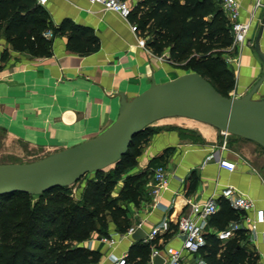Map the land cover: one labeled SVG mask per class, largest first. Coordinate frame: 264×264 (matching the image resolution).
Instances as JSON below:
<instances>
[{
	"label": "crops",
	"instance_id": "obj_1",
	"mask_svg": "<svg viewBox=\"0 0 264 264\" xmlns=\"http://www.w3.org/2000/svg\"><path fill=\"white\" fill-rule=\"evenodd\" d=\"M139 1L126 0L131 9ZM36 2L53 26L70 21L90 29L100 46L94 53L71 52L67 49V35H57L52 40L50 56L34 57L14 50L5 39L4 27L0 26V127L10 136L55 150L72 147L97 136L115 121L119 111L117 93L122 92L131 99L147 90L152 80L160 84L189 73L177 72L167 52L156 55L149 48L139 47L138 35L130 29L133 24L130 18L124 20L112 12H104L88 0H47L43 5ZM237 2L240 21L250 25L247 41L224 50V54H233L237 78L232 93L239 97L263 73L254 42L263 24L260 48L264 53V0ZM257 94L258 98H264V83ZM200 124L207 128L201 129L202 141L196 143L184 141L182 133L174 130L156 129L138 157V166L127 174H146L151 164L166 168L168 183L160 192V207L152 208L149 204L152 178L138 203L123 205L127 208L129 227L142 222L145 234L162 221H169L170 232L156 240L162 245L181 247L177 219L189 214L190 203L204 202L211 197L219 200L226 187L236 188L264 210V178L251 158L232 148L223 150L222 143L218 142L220 133L207 124ZM220 157L233 162L235 169L229 172L220 167ZM121 187L114 196L121 192ZM237 214L239 219L235 222L241 221L240 213ZM212 218L208 228L218 230L209 223ZM123 234L110 221L107 235L118 240L115 247L100 244L98 233L85 241L84 246L99 252V262L106 264L108 255H129L131 248L142 242ZM244 244L257 255L258 264H264V223L255 233L246 235Z\"/></svg>",
	"mask_w": 264,
	"mask_h": 264
},
{
	"label": "trees",
	"instance_id": "obj_2",
	"mask_svg": "<svg viewBox=\"0 0 264 264\" xmlns=\"http://www.w3.org/2000/svg\"><path fill=\"white\" fill-rule=\"evenodd\" d=\"M130 21L137 25L140 37L149 38L146 45L154 54L167 52L169 61L200 74L220 94L229 97L235 78L222 54L231 47L232 37L219 2L140 0L132 9ZM0 26L4 27L5 39L14 50L34 57L50 56L52 40L57 35H67V49L71 52L94 53L100 46L90 29L78 27L70 21L53 26L36 0H0ZM48 32L51 38L44 36ZM153 132L147 127L136 135L126 154L113 165L111 174L95 173L96 180L86 185L87 189L94 190L89 199L90 208L82 203L68 204L64 208L59 206L68 203L62 192L65 187L46 192L34 204L27 200L32 196L24 193L0 196V264L98 262L99 252L85 246L71 247L68 243H82L93 232L107 235L110 221L120 232L127 230V208L123 205L136 204L143 198L148 176L144 173L126 176L119 196L107 195L114 189L118 178L135 167V158ZM14 196L23 201L10 203ZM217 203L219 211L209 223L223 230L239 216L224 199L220 198ZM45 223L52 227H44ZM245 237V233L238 231L234 238L221 243L214 235L208 234L205 245L195 258L196 264H258L257 255L244 244ZM149 255L150 245L137 243L131 248L127 264H146Z\"/></svg>",
	"mask_w": 264,
	"mask_h": 264
},
{
	"label": "water",
	"instance_id": "obj_3",
	"mask_svg": "<svg viewBox=\"0 0 264 264\" xmlns=\"http://www.w3.org/2000/svg\"><path fill=\"white\" fill-rule=\"evenodd\" d=\"M261 24L254 51L263 73L242 96H223L200 74L189 72L157 84L129 99L119 92L115 121L97 136L30 163L0 164V196L24 193L41 196L54 188L69 187L85 175L115 165L128 151L134 137L167 118H185L215 128L219 133L256 143L264 150V98L255 95L264 83V53L260 48ZM139 228L131 236L141 241ZM154 264H162L156 257Z\"/></svg>",
	"mask_w": 264,
	"mask_h": 264
},
{
	"label": "built area",
	"instance_id": "obj_4",
	"mask_svg": "<svg viewBox=\"0 0 264 264\" xmlns=\"http://www.w3.org/2000/svg\"><path fill=\"white\" fill-rule=\"evenodd\" d=\"M47 0H38L39 4H45ZM220 3L225 17L230 26L232 37L231 48L240 46L247 41V35L250 29L249 23L240 21V11L237 0H215ZM91 5H98L104 12H112L124 20H129L132 9L126 0H88ZM259 5V3L257 4ZM131 32L138 35L137 44L139 47L147 50L146 40L139 36V29L136 24L130 25ZM46 38H51V33H45ZM223 134V133H221ZM227 135V134H223ZM226 141L222 144L225 150ZM220 167L232 172L235 164L227 159L220 157L218 160ZM152 186L149 192L150 206L157 208L161 206L159 202L160 192L166 188L168 183V173L166 168L159 165L155 168L152 175ZM220 198L224 199L229 206L241 215V221L234 222L231 226L223 230H211L208 228V221L218 212V203L216 198H209L200 203H190V212L187 215L180 216L176 221L177 233L182 237V245L179 248L162 245L156 242L157 238L163 237L170 232V223L167 220L161 222L159 226L153 227L142 239L143 244L150 245V255L146 264H154V259L160 257L162 264H196L193 262L198 255L201 247L206 243L208 234L214 235L221 243L234 238L238 231L245 235L255 233L259 225L264 223V210L257 208L255 202L247 195L234 187H226L220 193ZM142 222L128 227L123 237H131L139 228H142ZM98 242L108 248L116 246L118 240L108 235L98 237ZM128 254L121 256L110 254L107 257L106 264H127ZM91 264H105L96 262Z\"/></svg>",
	"mask_w": 264,
	"mask_h": 264
},
{
	"label": "rangeland",
	"instance_id": "obj_5",
	"mask_svg": "<svg viewBox=\"0 0 264 264\" xmlns=\"http://www.w3.org/2000/svg\"><path fill=\"white\" fill-rule=\"evenodd\" d=\"M214 3L218 5L216 2ZM148 39H149L148 37L145 38L146 42L148 41ZM232 55H233L232 53L230 54L223 53L222 58L228 69L232 71L236 83L237 67L236 64L234 63L235 61ZM171 66H173V68H175L179 73L188 72V69H186L182 64H174V65L172 64ZM233 90L229 93V96H233L232 93ZM258 96L259 94H257L255 97L258 98ZM202 128H207V127L205 125L200 124L199 122L190 119L179 118V117L163 119L149 126V130L152 131H155L156 129H165V130H174L178 133H182V137L185 139L184 141L194 142V143L202 141V135H201ZM224 141H226L227 143L226 145L227 148H232L237 152H243L247 156H249L251 158L252 164H254V166L257 168V170L264 178V150L259 145L251 141L238 140L236 139V137L232 135H223L220 133L218 137V142L223 144ZM143 148L144 145L142 146L141 151ZM57 151H60V149L55 150L52 147L47 148L39 145H32L31 143L25 141L22 138L10 136L7 130L0 127V164L30 163ZM140 154L135 158L136 165L134 169L138 166V160H139L138 157L140 156ZM113 168L114 166H110L104 169L103 175L111 174ZM153 168L156 167L154 164H151L148 170H146V175L148 176V180H150L153 175L154 172V170L152 172ZM130 171L122 174L118 178V180L115 183L114 189L110 193H108L107 197L109 196V197L117 198L119 196L120 193L117 196H114V194L116 193L119 187L122 186L121 190L123 189L125 178ZM94 180H96V174L90 173L85 175L80 181H78L74 185L65 187L62 190V192L67 196L68 203L66 202L60 203L59 206L64 208L69 206L68 204L82 203V205H85L90 208L89 199L91 198L94 190L93 188L87 189L86 185L88 184L89 181H94ZM27 200L31 202V204H34L39 201V196H32ZM21 201H23L21 197L14 196L9 202L14 203ZM55 206L57 205L55 204ZM43 226L46 228L52 227V225H49L47 223H45ZM94 235H95L94 232L91 233L88 239H90ZM87 240H84L82 243L77 241H71L68 244L71 247L84 246V242Z\"/></svg>",
	"mask_w": 264,
	"mask_h": 264
}]
</instances>
